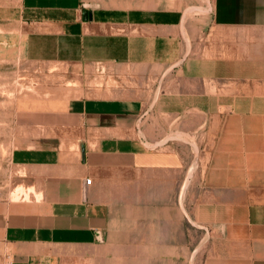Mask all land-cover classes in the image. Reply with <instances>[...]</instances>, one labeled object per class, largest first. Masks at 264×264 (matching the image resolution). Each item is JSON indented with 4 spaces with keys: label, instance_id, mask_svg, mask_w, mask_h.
<instances>
[{
    "label": "crops",
    "instance_id": "0c3cea01",
    "mask_svg": "<svg viewBox=\"0 0 264 264\" xmlns=\"http://www.w3.org/2000/svg\"><path fill=\"white\" fill-rule=\"evenodd\" d=\"M207 1L203 32V0H0L4 54L158 81L19 105L58 141L12 151L33 191L0 201V264H264V0Z\"/></svg>",
    "mask_w": 264,
    "mask_h": 264
},
{
    "label": "rangeland",
    "instance_id": "374dc122",
    "mask_svg": "<svg viewBox=\"0 0 264 264\" xmlns=\"http://www.w3.org/2000/svg\"><path fill=\"white\" fill-rule=\"evenodd\" d=\"M207 0L191 10V20L195 26L205 31L210 20ZM205 26V27H204ZM138 78V77H136ZM133 73L122 64H97L88 70H81L75 65L60 61L37 62L24 55L4 54L0 51V201L28 199L33 188L29 186L26 171L12 161V151L16 146H29L36 141H43V131L38 135L32 121L19 113V105L48 97L67 100L73 97L108 96L140 97L147 99L156 91L158 81H152L151 87H141L134 83ZM182 89L187 83L181 79ZM165 91V88H159ZM171 123V121H164ZM159 123V121H158ZM179 131L175 135L181 144L191 152L192 159L196 150L190 144L188 131H194L195 121L176 124ZM49 145L58 141V136H50ZM190 151V150H189Z\"/></svg>",
    "mask_w": 264,
    "mask_h": 264
},
{
    "label": "water",
    "instance_id": "95a60500",
    "mask_svg": "<svg viewBox=\"0 0 264 264\" xmlns=\"http://www.w3.org/2000/svg\"><path fill=\"white\" fill-rule=\"evenodd\" d=\"M84 16H85V18H87V17H92V15H91V12L90 11H88V10H85L84 11Z\"/></svg>",
    "mask_w": 264,
    "mask_h": 264
},
{
    "label": "built area",
    "instance_id": "2783aa9c",
    "mask_svg": "<svg viewBox=\"0 0 264 264\" xmlns=\"http://www.w3.org/2000/svg\"><path fill=\"white\" fill-rule=\"evenodd\" d=\"M87 182H88V183H91V178H88V179H87ZM8 264H13V263H12V261H9Z\"/></svg>",
    "mask_w": 264,
    "mask_h": 264
}]
</instances>
